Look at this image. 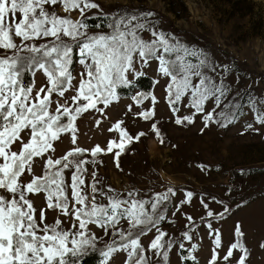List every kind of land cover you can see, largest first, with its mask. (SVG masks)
<instances>
[{"label":"snow or ice","instance_id":"6c2138e0","mask_svg":"<svg viewBox=\"0 0 264 264\" xmlns=\"http://www.w3.org/2000/svg\"><path fill=\"white\" fill-rule=\"evenodd\" d=\"M56 6L80 16L60 15ZM92 9L98 13L87 16ZM97 15L99 22L90 24ZM154 15L106 14L95 0H0V264H83L90 253H99L98 264H173V254L175 264H247L241 223L228 242L217 226L231 213L223 200L197 197L203 209L197 224L184 211L191 191L176 200L172 186L120 191L98 178L102 156L111 155L119 169L122 154L145 132L130 134L121 118L107 129L118 136L104 146L78 144V120L87 113L108 119L119 90L149 70L162 96L137 91L123 115L151 122L161 143L160 102L169 121L189 126L199 119L201 132L235 123L246 115L245 105L264 126V97L236 89L229 99L233 86L207 53L159 29ZM37 73L44 77L39 88ZM248 130L260 131L252 123ZM65 137L70 146L57 155ZM178 213L185 225L174 235Z\"/></svg>","mask_w":264,"mask_h":264},{"label":"rangeland","instance_id":"374dc122","mask_svg":"<svg viewBox=\"0 0 264 264\" xmlns=\"http://www.w3.org/2000/svg\"><path fill=\"white\" fill-rule=\"evenodd\" d=\"M171 1L179 16L168 10L165 0H95L100 10L110 15L125 8L133 13H154L150 19L159 29L207 53L222 73L221 78L233 86L229 99L235 96L236 89L251 90L258 97H264V0H182L187 9L182 7L181 0ZM55 11L72 19L80 16L78 10L65 13L62 6H56ZM97 13V9H92L86 15L92 17ZM97 30L89 29L90 32ZM219 66H226L228 70ZM148 75L153 77L150 70ZM42 83L44 77L37 73L36 87ZM152 91L158 98L162 96L159 88ZM135 92L137 89L121 95V100L107 110L106 120L93 113L84 114L78 120V144L82 147L97 143L104 146L107 140L116 138L118 133H109L107 129L121 118L130 134L146 133L140 141L127 147L120 157L119 169L111 155L102 156L98 178L104 185L120 191L131 188L163 191L172 186L177 191L176 200L183 199V194L191 191L195 194L193 201L184 211L191 214L197 224L203 212L197 197L203 195L223 200L231 209L226 220L217 225L223 240L233 239V226L239 221L249 250L247 264H264V248L260 247L264 242V126L255 123L254 114L245 105L246 115L235 123L227 127L213 124L201 132L203 124L199 119L189 126H178L169 121L170 113L160 102L156 119L160 120L158 127L164 141L161 143L150 130L151 122L123 115ZM136 110L139 109L134 108ZM97 118L102 119L99 127L95 125ZM247 123L260 131H245ZM69 146V138L65 137L64 143L57 146V155ZM198 165L207 166L206 170H201ZM52 215L49 213L50 218ZM177 224V228H170L174 235L184 230L185 220L179 213ZM202 244L205 249L202 255L207 256L209 240L205 238ZM98 247H103V241ZM176 259L173 254V264Z\"/></svg>","mask_w":264,"mask_h":264},{"label":"trees","instance_id":"16d2710c","mask_svg":"<svg viewBox=\"0 0 264 264\" xmlns=\"http://www.w3.org/2000/svg\"><path fill=\"white\" fill-rule=\"evenodd\" d=\"M167 5H168V10L170 12H173L175 15H178L179 14L174 10L175 9V6H174V3L171 1V0H165ZM181 4H182V7L183 8H186L187 9V6L185 5L184 2H182V0L180 1ZM123 12H129L126 8L125 9H122V10H118V13L119 15H122ZM116 14V15H117ZM90 24H95V23H98L99 22V17L95 18V19H90L88 21ZM91 29H96L95 27H92ZM29 79V77L26 75L25 77V80L27 81ZM152 77L147 75V76H144V77H139L136 79V83L133 87H130V88H122L119 90L120 94L121 95H127L129 94L133 89H137V91H152ZM102 259L100 256H99V253H90L86 258H84L83 260V264H98V261Z\"/></svg>","mask_w":264,"mask_h":264}]
</instances>
